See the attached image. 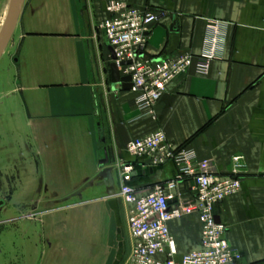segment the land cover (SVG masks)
Segmentation results:
<instances>
[{
  "label": "crops",
  "instance_id": "0c3cea01",
  "mask_svg": "<svg viewBox=\"0 0 264 264\" xmlns=\"http://www.w3.org/2000/svg\"><path fill=\"white\" fill-rule=\"evenodd\" d=\"M108 1L158 13L144 50L151 58L199 55L207 21L224 22L221 59L205 74L193 64L166 86L152 114L140 112L133 92L110 83L99 28ZM2 85L10 98L0 99V111L14 104L16 116L0 118V179L18 206L78 190L99 172L104 153L119 186L120 166L136 162L126 144L161 130L173 148L209 160L213 173L229 174L232 158L244 159L241 189L215 206L214 220L227 226L225 238L243 263L264 264V0H24L0 57ZM176 172L173 163L141 169L132 185L144 189ZM115 199L33 214L30 230L15 236L20 264H114L119 234L123 264L131 241ZM170 230L174 260L198 249L195 215L171 221Z\"/></svg>",
  "mask_w": 264,
  "mask_h": 264
},
{
  "label": "built area",
  "instance_id": "2783aa9c",
  "mask_svg": "<svg viewBox=\"0 0 264 264\" xmlns=\"http://www.w3.org/2000/svg\"><path fill=\"white\" fill-rule=\"evenodd\" d=\"M105 12L106 18L99 28L116 62H130L120 67V74L130 77V91L140 112L152 114L166 86L188 73L193 64L199 73L205 74L211 62L222 57V39L227 27L224 22L207 21L205 47L199 55L178 53L151 58L144 50L158 13L119 1L106 2ZM126 151L136 162L123 163L118 170L115 198L124 205L131 241L123 264H246L240 253L229 246L225 238L227 226L214 220L215 206L241 189V176L246 169L242 157L232 158L229 174H216L211 171L209 160L198 159L187 147L173 148L161 130L130 140ZM168 163L175 165L174 178L144 189L132 185L137 168L146 170ZM188 215H195L200 224L199 246L176 261L170 222Z\"/></svg>",
  "mask_w": 264,
  "mask_h": 264
},
{
  "label": "water",
  "instance_id": "95a60500",
  "mask_svg": "<svg viewBox=\"0 0 264 264\" xmlns=\"http://www.w3.org/2000/svg\"><path fill=\"white\" fill-rule=\"evenodd\" d=\"M23 1L24 0H13L10 4L9 11L0 31V57L4 53V50L12 36L22 8ZM170 31L176 32V21H174V23L172 24ZM108 50L111 57L109 72L112 88L115 89L116 87H119L123 91H130L132 88L130 77L122 76L120 74V67H125L129 65L130 62L125 61L117 63L116 56L113 50L110 47L108 48ZM139 56L143 57L144 55L139 54ZM98 168L99 172L94 177L84 183L78 190L68 194L67 196L42 203L35 202L33 205H31V212L26 217H31L33 214H36L38 212L53 210L69 204L82 203L87 199L84 194L88 190H96L95 194L91 196V199L115 197L118 194L116 170L114 166L111 165V162L108 159L106 153H104V157L99 161ZM139 170L140 168H137L133 176H135ZM148 171L152 172V168H148ZM4 205V200L0 199V210L4 207ZM118 242V251L114 264H120L123 261L124 246L121 234L118 235Z\"/></svg>",
  "mask_w": 264,
  "mask_h": 264
},
{
  "label": "rangeland",
  "instance_id": "374dc122",
  "mask_svg": "<svg viewBox=\"0 0 264 264\" xmlns=\"http://www.w3.org/2000/svg\"><path fill=\"white\" fill-rule=\"evenodd\" d=\"M10 2L11 0H0V31L7 16ZM0 90V99H4L7 96L5 93V86H0ZM9 98L10 96H7V99ZM14 106V104H12V106L8 105V107H12V109L5 112L0 111V118L2 115H5L6 118H14L16 116ZM5 184L6 183L0 179V199H4L6 202L4 207L0 210V264H20V257L17 253V250L15 249V236L20 232L30 230L31 217L26 216L31 212L30 204L33 201L29 202V204L26 206H18L17 203L21 200L18 201L12 199L14 193L5 189ZM29 193L30 192H25L24 197L26 198ZM93 194H95V191H87L85 193L87 200H90ZM115 200L119 207V226L124 228L125 216L123 212V205L120 199L116 198ZM28 201H30V199H28Z\"/></svg>",
  "mask_w": 264,
  "mask_h": 264
},
{
  "label": "bare ground",
  "instance_id": "6f19581e",
  "mask_svg": "<svg viewBox=\"0 0 264 264\" xmlns=\"http://www.w3.org/2000/svg\"><path fill=\"white\" fill-rule=\"evenodd\" d=\"M13 0H11L10 4L12 3ZM9 8H10V5H9ZM9 11V10H8Z\"/></svg>",
  "mask_w": 264,
  "mask_h": 264
}]
</instances>
